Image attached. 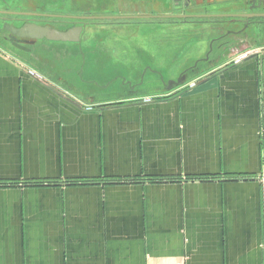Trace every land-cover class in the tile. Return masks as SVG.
I'll list each match as a JSON object with an SVG mask.
<instances>
[{
    "label": "crops",
    "instance_id": "obj_1",
    "mask_svg": "<svg viewBox=\"0 0 264 264\" xmlns=\"http://www.w3.org/2000/svg\"><path fill=\"white\" fill-rule=\"evenodd\" d=\"M235 39L192 82L109 101L17 55L69 43L0 49V264H264V44Z\"/></svg>",
    "mask_w": 264,
    "mask_h": 264
},
{
    "label": "rangeland",
    "instance_id": "obj_2",
    "mask_svg": "<svg viewBox=\"0 0 264 264\" xmlns=\"http://www.w3.org/2000/svg\"><path fill=\"white\" fill-rule=\"evenodd\" d=\"M0 0V12L9 14L33 13L67 16H95L124 18L138 12L137 15L162 14L163 10H178L192 14H237L246 11V16L258 15L264 12V7H257L264 0H210L211 5L204 7L201 0L193 8H176L167 0H139L128 3L126 0ZM206 1V0H203ZM250 3V4H249ZM250 5V6H249ZM202 8L203 11L200 9ZM202 11V12H201ZM179 12V13H181ZM251 12V13H250ZM104 19V18H102ZM213 20V23H212ZM207 24L184 26L178 20H104L102 24L88 22L90 27L82 36L79 44L70 46H40L34 58L19 51L9 41L0 39V49L25 58L35 68L43 73L54 75L48 68L54 69L56 76L52 79L64 84L66 88H73L74 94L85 97L87 92L101 100H112L118 95H151L165 91L170 84L180 83L187 78L189 83L195 75H181L194 67L205 57L211 40L215 35L211 28L238 26L234 19H212ZM246 32L255 43L264 44V23H257V18L251 19ZM62 23V21H59ZM241 22V21H239ZM22 26V23H18ZM192 27V28H191ZM64 28V26H61ZM1 36V35H0ZM197 37L198 43L185 50L184 37ZM201 37V38H200ZM52 44V43H51ZM55 44V43H53ZM188 51V53H186ZM220 53V52H219ZM220 55V54H219ZM228 56V54H227ZM214 61L219 63L225 61ZM200 66L207 64L200 62ZM48 67V68H47ZM61 74V75H60ZM71 80L67 81L65 77ZM51 78V77H50ZM67 81V82H66ZM114 82L113 88L101 90V85ZM168 84L167 86L164 85ZM68 85V86H67ZM91 91V92H89ZM123 91V92H120ZM93 93V94H92ZM96 99V100H99ZM96 109L102 105L95 106ZM87 112L94 111L93 107H86Z\"/></svg>",
    "mask_w": 264,
    "mask_h": 264
},
{
    "label": "flooded vegetation",
    "instance_id": "obj_3",
    "mask_svg": "<svg viewBox=\"0 0 264 264\" xmlns=\"http://www.w3.org/2000/svg\"><path fill=\"white\" fill-rule=\"evenodd\" d=\"M123 1V0H121ZM198 0H173V6L175 5L176 8H193L194 6H196L198 3ZM201 5H203L204 7H207L209 5H211L210 0H206L203 1L201 0ZM250 4V3H249ZM250 6V5H249ZM198 7V6H196ZM261 8L264 7V1H260L259 4H255L254 9L256 8ZM199 8V7H198ZM202 11L203 9L200 8ZM201 11V12H202ZM199 11H195L192 14H187L186 12H181L178 19H167L166 20H178L180 21L184 26H194V25H200L198 31H200V28L203 27V24H207L209 23V21H211L212 19H234L233 21H237L236 23H239L240 25L238 26H228L227 29L221 28V27H213L211 28L212 33L215 35V37H213V39L211 40V45L209 47V50L207 52V54L205 55V57L203 58V60L197 62L195 64L194 67H191L190 73L194 72V71H198V70H202V69H206L210 66L213 65H217L219 63L214 64V61L217 60H221V57L223 56L224 58H229L230 55L236 50L235 46H233V42L234 40L238 41L235 38H242L244 35L247 36L249 35L246 32V28H248V26L246 25H250L251 23V19L252 18H257L259 20H257V23L261 24L264 23V17H252V18H247V17H242V16H246L247 12L246 11H242L235 15H241L239 17H228L227 14L223 15V14H201L198 13ZM251 13V12H250ZM258 15H262L264 14V12H259L257 13ZM34 15L33 13H26V14H19V13H12L10 12L9 14L7 13V11L2 10V12H0V39H3V41H11V33L2 30L3 24H9L14 26L15 24L18 23H22L23 25L26 24H34V23H38L41 24L39 26H49L55 29H60L62 31H66L69 29H72L74 27L77 26H81L84 25L86 26V29L88 27H90V25H88V22L91 23H100L102 24V21H104V19H102L103 17H95V16H67V15H47V14H35L37 16H32ZM233 15V14H231ZM50 16V17H48ZM132 16L131 18L134 20H146L147 17L150 16H145L142 15V17L140 16ZM128 17V16H127ZM137 17H140L139 19H136ZM94 18H98V19H94ZM130 18V17H129ZM141 18H145V19H141ZM164 19V20H165ZM119 20V19H118ZM128 20V19H127ZM59 21H62V23H60ZM241 21V22H239ZM213 23V20H212ZM61 26H64V28H61ZM192 28V27H191ZM201 38V37H200ZM19 40V39H18ZM185 46V50L188 49L189 46H192L195 43H198V40L201 39H197V37H184L182 38ZM20 41V40H19ZM235 41V43H236ZM241 46V45H240ZM220 52V53H219ZM220 54V55H219ZM228 54V56H227ZM223 61V62H226ZM200 62H204L207 64H203V66H200ZM189 74V73H188ZM190 76V75H189ZM184 77V76H183ZM184 81H187L186 79ZM192 82V81H191ZM193 85H196L193 84Z\"/></svg>",
    "mask_w": 264,
    "mask_h": 264
},
{
    "label": "water",
    "instance_id": "obj_4",
    "mask_svg": "<svg viewBox=\"0 0 264 264\" xmlns=\"http://www.w3.org/2000/svg\"><path fill=\"white\" fill-rule=\"evenodd\" d=\"M14 14V13H13ZM37 16V15H32ZM241 15H228V17H239ZM50 17V16H48ZM247 18L252 17H264V14L262 15H254V16H242ZM104 20H127L132 19L131 17H124V18H116V17H103ZM140 17H137L136 19H139ZM150 18V17H147ZM153 19H163V18H169V19H178L180 18L179 15L177 16H157V17H151ZM98 19V18H94ZM145 19V18H141ZM2 30L7 31L11 33V45L18 50H22L25 52H28V49L26 46H30L36 41H42L46 40L49 42H62V43H71V44H79L82 41V36L86 33V26L81 25L74 27L72 29L62 31L60 29H55L49 26H39L36 24H22V26H18L15 24L14 26L9 24H3ZM20 41H19V40ZM242 60H239L236 62V64H240ZM187 80V78H184L183 81L180 83L185 82L184 80ZM178 83V84H180Z\"/></svg>",
    "mask_w": 264,
    "mask_h": 264
},
{
    "label": "built area",
    "instance_id": "obj_5",
    "mask_svg": "<svg viewBox=\"0 0 264 264\" xmlns=\"http://www.w3.org/2000/svg\"><path fill=\"white\" fill-rule=\"evenodd\" d=\"M194 86V85H193Z\"/></svg>",
    "mask_w": 264,
    "mask_h": 264
}]
</instances>
